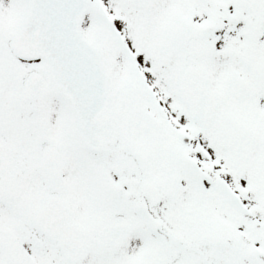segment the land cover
I'll list each match as a JSON object with an SVG mask.
<instances>
[{"label":"snow or ice","instance_id":"1","mask_svg":"<svg viewBox=\"0 0 264 264\" xmlns=\"http://www.w3.org/2000/svg\"><path fill=\"white\" fill-rule=\"evenodd\" d=\"M0 264H264V0H0Z\"/></svg>","mask_w":264,"mask_h":264}]
</instances>
